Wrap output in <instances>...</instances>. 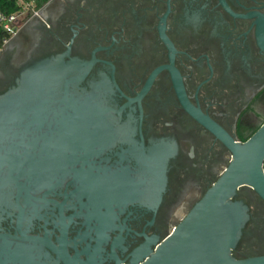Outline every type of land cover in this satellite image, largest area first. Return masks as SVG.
Here are the masks:
<instances>
[{"label": "flooded vegetation", "instance_id": "flooded-vegetation-1", "mask_svg": "<svg viewBox=\"0 0 264 264\" xmlns=\"http://www.w3.org/2000/svg\"><path fill=\"white\" fill-rule=\"evenodd\" d=\"M54 55L75 79L71 94L110 108L112 140L87 159L99 180L112 175L115 196L143 195L111 205L107 237L78 207L19 223L17 209L0 207V264H67L61 245L76 254L70 264H129L226 172L228 138L243 143L264 122V0H47L1 51L0 94ZM219 195L227 232L206 259L225 249L235 260L264 257V192L243 183Z\"/></svg>", "mask_w": 264, "mask_h": 264}, {"label": "water", "instance_id": "water-1", "mask_svg": "<svg viewBox=\"0 0 264 264\" xmlns=\"http://www.w3.org/2000/svg\"><path fill=\"white\" fill-rule=\"evenodd\" d=\"M68 70L62 56L46 57L26 67L16 84L0 94V207L17 209L16 223L26 216L40 218V210L49 207H57L60 214L78 207L76 215L88 223L93 219L97 236L107 237V220L114 217L111 205L143 194L115 196L114 177L99 180L98 167L87 161L97 147L112 140L106 117L110 108L71 94L75 79L69 78ZM227 144L233 159L218 182L152 252L144 245L129 264H264V257L235 260L226 249L219 252L218 261L206 259L208 248L227 232L218 227L217 219L228 214L227 205L213 204L222 198L220 192L231 193L243 183L264 192V122L245 142L228 138ZM102 206L108 209L101 211ZM56 252L67 264L76 257L67 254L65 245Z\"/></svg>", "mask_w": 264, "mask_h": 264}, {"label": "built area", "instance_id": "built-area-1", "mask_svg": "<svg viewBox=\"0 0 264 264\" xmlns=\"http://www.w3.org/2000/svg\"><path fill=\"white\" fill-rule=\"evenodd\" d=\"M13 9L0 8V53L7 40L31 18L39 15L40 7L35 0H14Z\"/></svg>", "mask_w": 264, "mask_h": 264}, {"label": "trees", "instance_id": "trees-1", "mask_svg": "<svg viewBox=\"0 0 264 264\" xmlns=\"http://www.w3.org/2000/svg\"><path fill=\"white\" fill-rule=\"evenodd\" d=\"M37 5L40 7L44 4L47 0H35ZM14 0H0V8L5 11H11L14 7Z\"/></svg>", "mask_w": 264, "mask_h": 264}]
</instances>
